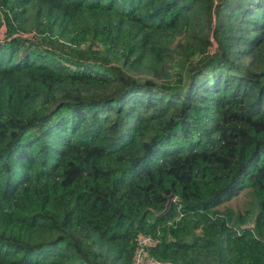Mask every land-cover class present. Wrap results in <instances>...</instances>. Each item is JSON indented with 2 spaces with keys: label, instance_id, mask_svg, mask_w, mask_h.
<instances>
[{
  "label": "trees",
  "instance_id": "obj_1",
  "mask_svg": "<svg viewBox=\"0 0 264 264\" xmlns=\"http://www.w3.org/2000/svg\"><path fill=\"white\" fill-rule=\"evenodd\" d=\"M139 234L264 264V0H0V264H133Z\"/></svg>",
  "mask_w": 264,
  "mask_h": 264
},
{
  "label": "built area",
  "instance_id": "obj_2",
  "mask_svg": "<svg viewBox=\"0 0 264 264\" xmlns=\"http://www.w3.org/2000/svg\"><path fill=\"white\" fill-rule=\"evenodd\" d=\"M175 200V195L171 200ZM158 241L149 234H139L137 237V247L133 257V264H173L171 260L159 259L148 252V247Z\"/></svg>",
  "mask_w": 264,
  "mask_h": 264
},
{
  "label": "water",
  "instance_id": "obj_3",
  "mask_svg": "<svg viewBox=\"0 0 264 264\" xmlns=\"http://www.w3.org/2000/svg\"><path fill=\"white\" fill-rule=\"evenodd\" d=\"M172 196H173V194H170V195L167 196V198H168V202H167L166 206H168L169 203L171 202V198H172Z\"/></svg>",
  "mask_w": 264,
  "mask_h": 264
},
{
  "label": "rangeland",
  "instance_id": "obj_4",
  "mask_svg": "<svg viewBox=\"0 0 264 264\" xmlns=\"http://www.w3.org/2000/svg\"><path fill=\"white\" fill-rule=\"evenodd\" d=\"M213 47H214V46H213V45H211V46H210V49H213Z\"/></svg>",
  "mask_w": 264,
  "mask_h": 264
}]
</instances>
